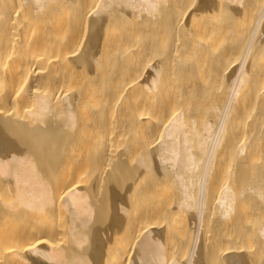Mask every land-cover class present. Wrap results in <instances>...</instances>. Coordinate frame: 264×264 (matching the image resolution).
Wrapping results in <instances>:
<instances>
[{
	"label": "bare ground",
	"instance_id": "obj_1",
	"mask_svg": "<svg viewBox=\"0 0 264 264\" xmlns=\"http://www.w3.org/2000/svg\"><path fill=\"white\" fill-rule=\"evenodd\" d=\"M263 32L264 0H0V264H264Z\"/></svg>",
	"mask_w": 264,
	"mask_h": 264
},
{
	"label": "rangeland",
	"instance_id": "obj_2",
	"mask_svg": "<svg viewBox=\"0 0 264 264\" xmlns=\"http://www.w3.org/2000/svg\"><path fill=\"white\" fill-rule=\"evenodd\" d=\"M221 17V16H220ZM220 17H218V19H223L222 17L220 18ZM238 24V26H240L239 25V23H237ZM235 26H237L236 24H235ZM234 26V27H235ZM39 27V26H38ZM42 27V26H41ZM37 29V28H36ZM39 30V28L37 29V31ZM36 31V30H35ZM120 32H121V30H120ZM263 35H264V32H263ZM230 41V40H229ZM228 41V42H229ZM224 41H222V43H223ZM227 42V41H226ZM226 42H224V43H226ZM231 43H232V41H230ZM223 43V48H228L229 46H230V44L229 43H226V44H229V45H227V47H226V45ZM233 44V43H232ZM231 44V47L233 46ZM222 44H220V45H218V46H216V50L217 49H219L218 50V52L221 50V48H222V46H221ZM218 47V48H217ZM225 49H223V50H225ZM231 49H234V48H231ZM223 50H221V51H223ZM228 50V49H227ZM229 50H230V47H229ZM220 51V52H221ZM233 51V50H232ZM217 52V51H216ZM215 52V53H216ZM243 123V122H242ZM154 179V172H147V174L144 176V182H150L151 180H153ZM242 186H239L236 190H237V193H238V195H242V193H241V191H242ZM160 197H162L163 199H165V200H172L173 198H174V196H175V191H174V186L172 185V184H166L164 187L162 186L161 188H160V192H159V194H158ZM152 200H154L153 199V197H150V199H149V201L150 202H152ZM253 204H255L254 202H250V203H248V204H244L245 206H246V208H248V209H250L251 207H252V205ZM247 225H248V223H246ZM244 227H245V225H244ZM257 237L256 236H254V235H252V236H249V243L248 244H245L247 247H256V239ZM250 245V246H249ZM167 249H168V252H169V244H168V246H167ZM261 259H263L262 261H264V244H263V249H262V251H261V253H260V261H261Z\"/></svg>",
	"mask_w": 264,
	"mask_h": 264
}]
</instances>
